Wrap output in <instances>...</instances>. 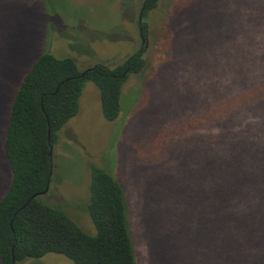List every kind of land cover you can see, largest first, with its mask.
I'll return each instance as SVG.
<instances>
[{
    "label": "trees",
    "instance_id": "obj_1",
    "mask_svg": "<svg viewBox=\"0 0 264 264\" xmlns=\"http://www.w3.org/2000/svg\"><path fill=\"white\" fill-rule=\"evenodd\" d=\"M161 1L144 0L143 18ZM192 1L196 19L171 29L153 67L143 51L114 69L80 70L50 53L24 65L12 32L1 30L8 99L0 93V133L10 179L0 196V264L48 254L74 264H138L125 186L111 172L92 168V234L43 193L55 173L51 146L78 115L85 85L97 86L104 117L115 122L126 82L147 73L139 104L150 117L140 123L157 152L150 188L141 191L158 197L141 235L151 264H264V0Z\"/></svg>",
    "mask_w": 264,
    "mask_h": 264
},
{
    "label": "rangeland",
    "instance_id": "obj_2",
    "mask_svg": "<svg viewBox=\"0 0 264 264\" xmlns=\"http://www.w3.org/2000/svg\"><path fill=\"white\" fill-rule=\"evenodd\" d=\"M191 1L162 0L158 9L143 18L148 30L147 47L142 45L139 32V16L144 0H0V34L2 31L12 32L9 38L19 56L26 58L24 65L43 53H50L58 58H73L80 70L95 64L114 69L143 50L153 67L166 55L165 43L171 29L192 24L196 19L198 14L195 10H189L193 6L189 4ZM207 6L204 2V8ZM16 61L21 63L22 58ZM149 77L147 73L128 79L123 89L121 113L115 122L104 117L97 86L92 82L85 85L78 115L59 132L54 150L55 173L47 195L51 205L61 207L80 228L92 234L95 229L88 231L92 230L93 224L87 205L93 165L115 175L125 186L130 204L138 264H151L150 242L141 232L147 231L146 218L158 197L155 194V198H148L141 191L150 188L149 172L156 164L157 152L147 141L150 139L146 137L149 136L146 127L140 123L150 117L145 113L146 106L140 110L139 104ZM3 88L0 89L2 98L8 99L6 83ZM3 105L0 106L2 123L7 112ZM158 121L154 117L149 119L153 129ZM2 140L0 133V196L10 179ZM162 208L158 204L154 209ZM21 264L74 262L62 255L48 254Z\"/></svg>",
    "mask_w": 264,
    "mask_h": 264
},
{
    "label": "flooded vegetation",
    "instance_id": "obj_3",
    "mask_svg": "<svg viewBox=\"0 0 264 264\" xmlns=\"http://www.w3.org/2000/svg\"><path fill=\"white\" fill-rule=\"evenodd\" d=\"M143 8H144V6H143ZM144 10H145V8H144ZM144 27H145V24L144 23L143 24H139V32H140L141 43H142V45L144 47H147L148 40H147V36L146 35L148 33V30H147V28H144ZM140 29H141V31H140ZM142 51L143 50H139V52H142Z\"/></svg>",
    "mask_w": 264,
    "mask_h": 264
},
{
    "label": "water",
    "instance_id": "obj_4",
    "mask_svg": "<svg viewBox=\"0 0 264 264\" xmlns=\"http://www.w3.org/2000/svg\"><path fill=\"white\" fill-rule=\"evenodd\" d=\"M140 14H141V15L139 16V24H143V23H144V22H143L144 8L142 9V11H141ZM140 31H141V29H140ZM50 155H51V160L53 161V157H54V148H53V146H51V152H50ZM49 190H50V184L48 185V187H47V189L45 190V192L43 193V195L48 194ZM13 263L16 264L15 259H14Z\"/></svg>",
    "mask_w": 264,
    "mask_h": 264
}]
</instances>
